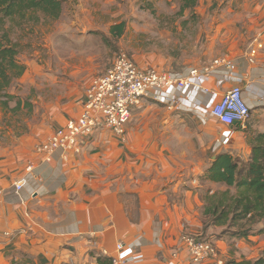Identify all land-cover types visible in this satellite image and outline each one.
Masks as SVG:
<instances>
[{
  "label": "crops",
  "instance_id": "crops-1",
  "mask_svg": "<svg viewBox=\"0 0 264 264\" xmlns=\"http://www.w3.org/2000/svg\"><path fill=\"white\" fill-rule=\"evenodd\" d=\"M87 2L64 0L62 17L72 9L76 18L57 22L59 29L56 25L47 47L51 38L57 48L67 47L69 41L74 46L84 45L88 37L107 35L114 25L125 22L119 18L112 21V13L99 16L109 22L81 18L77 9L87 11ZM208 9L214 22L204 26L203 49L182 61L190 63L187 67H201L214 58H227L236 65L234 75L223 79L226 69L219 67L201 85L186 90L173 87L165 96L177 97L178 107L152 97L144 98L141 104L155 113L192 114L204 126L201 134H185L192 135L188 143L195 142L200 148L191 156L193 163L187 161L185 166L159 145L146 149L150 151L147 155L142 153L141 143L145 149L152 138L164 142L168 135L137 134L128 127L132 116L125 140L109 129L97 130L81 140L84 146L79 153L70 152L67 159L56 154L46 161L37 146L81 114L85 88L102 68L97 63L99 57L88 49L84 56L71 50V61L68 56L55 55L53 75L21 51L19 62L26 68L7 90L15 99L0 127V264H109L102 250L113 252L118 242L135 237L142 238L141 250L150 264H195L182 243L184 234L206 235L231 264L254 261L262 255L264 232L238 238L220 236V227L205 228L206 195L228 187L200 176L220 153L248 160L252 153L249 135L264 133V0H226L224 5ZM258 43L262 48L251 53ZM41 49L38 54L51 53L46 47ZM155 55L147 59L151 62L133 58L143 68L170 71L181 61V54L156 59ZM45 67L49 68L48 62ZM41 78L47 80L45 86ZM235 85L242 87L252 107L251 116L243 124L227 126L210 111L212 103ZM175 120L167 118L171 125ZM204 153L210 156L207 161L198 157ZM29 165L34 167L32 178L17 192L15 183ZM257 226L260 228L254 232L264 223Z\"/></svg>",
  "mask_w": 264,
  "mask_h": 264
},
{
  "label": "rangeland",
  "instance_id": "rangeland-1",
  "mask_svg": "<svg viewBox=\"0 0 264 264\" xmlns=\"http://www.w3.org/2000/svg\"><path fill=\"white\" fill-rule=\"evenodd\" d=\"M86 1H88L86 7H89L87 11L80 12V10L77 9V12H79V16L81 18L86 17L90 19L91 17H95L98 20L109 22V19H105L103 17L99 18V16L112 13V21L117 20L118 18L125 19L124 21L126 23V27L123 35L118 37L117 35L112 34V30H110L107 34L108 36L104 34H95L88 37L87 40H85L86 42L84 45L83 42H80L78 43V46H74L72 44V41H69L67 47H60V45H58V48L52 45L54 39L51 38L52 42H50V46L47 47V39L50 36L52 37L53 33L55 32L56 25L59 29L60 24L58 25L57 22L63 23L75 20L76 14L72 11V9H70V11L63 17L62 13V18L60 17L61 19L59 18L53 21L42 20L41 23H38L36 25L34 24L35 26H32V24H30L26 25L23 29L14 28L12 36L22 45L21 54L35 59L36 63L44 66L47 71L52 70L51 74L53 75L55 73V55H60L63 57L68 56L67 59L71 61V54H68L71 50H73L74 53H77V55L84 56L83 53L86 51V49H88L92 52V54L98 56L99 59L97 63H100V67L102 69L100 71H97L95 73L96 75L107 72L112 67L116 55L122 52L129 54L132 58L134 56L136 59H142L145 62H151V60L147 59H150L149 57L154 53L156 54L155 59L156 56L160 55L167 57L168 54H181V61L175 62L173 69L171 70L175 72H181L190 64L186 62L184 63L182 60L193 57L195 51L199 52L203 49L202 45L205 39V34L203 32L205 28L204 26H206L209 22H214V20H212L214 14H209L208 8L210 6H217L218 4L222 3L224 5L226 3V0H198L195 7L188 8L181 13V0ZM64 9L65 8H63V12ZM200 12L205 13L202 14ZM205 14L207 15V18L203 17V15ZM48 25L51 27H48ZM32 30L33 32H31ZM56 36L57 34H54L53 37ZM43 47L49 49L51 53L38 54V52H40L42 50L41 48ZM39 55H43L44 58H40ZM74 59L77 58L72 59L73 63L78 64V62ZM45 62L49 63V68L45 67ZM184 64H186V66ZM90 82L85 88V93ZM47 83L48 82L46 79L41 78V84L45 86V84ZM1 101L2 100H0V127L2 126V122L8 119L7 114L9 113L7 110L8 106L5 107L4 105H2ZM11 104L15 105V102H12ZM162 111L164 110L162 109ZM164 112L155 113L152 108L146 109L145 105L134 108L132 112V120L130 121L128 127H133L134 131L137 134L148 132L152 133L153 137L160 134L168 135V141L166 138V141L164 142H158L156 139L152 138L151 141L146 144L145 149L143 148V144L141 143L140 151L142 153H146L145 155H147L148 151H146V149L159 145L161 151H164L162 149L164 147L166 154L171 153L172 155H175V161L178 162L181 166L182 164L183 166H185L187 161L190 160L191 163H193L191 156H193L194 153L197 154L200 148H198L195 142L193 144L188 143V141H191L192 139L191 134H201L202 128L204 126L199 125L192 114L171 113L167 111ZM168 117L176 119L174 125H171L170 122L167 121ZM186 133L191 134L185 135ZM204 138L208 137L204 136ZM204 155L205 156L198 157H204L207 161L210 156L206 153H204ZM210 164H208L207 166L209 167ZM208 167H206V169ZM201 177L202 176H200V179ZM256 228L260 227L256 225L255 229ZM222 230L223 229L221 228V231ZM218 231H220V229ZM203 236L202 238L208 239L206 235ZM211 262L212 261H210L209 263Z\"/></svg>",
  "mask_w": 264,
  "mask_h": 264
},
{
  "label": "built area",
  "instance_id": "built-area-1",
  "mask_svg": "<svg viewBox=\"0 0 264 264\" xmlns=\"http://www.w3.org/2000/svg\"><path fill=\"white\" fill-rule=\"evenodd\" d=\"M260 48L262 45L258 43L251 53L255 54ZM219 67L226 69L221 75L223 79L232 77L236 69L234 62L227 58L214 59L201 67H186L181 72L154 67L143 68L129 54L118 53L112 67L91 80L85 93L81 114L70 119L64 129L40 143L37 152L42 154L46 161L56 154L67 159L70 152L81 151L84 146L81 140L99 129H109L125 140L127 123L133 109L141 105L144 98L165 99L170 107H178L177 97L165 96L171 94L173 87L186 90L201 85L204 79L216 74ZM205 91L212 93L209 89ZM251 109L244 98L242 87L235 85L227 90L219 101L212 103L210 112L222 124L233 126L245 123L251 116ZM33 168L32 165L27 166L26 174L15 183L17 192L29 184ZM182 243L186 246L188 259L192 263L231 264L220 255L214 243L201 239L198 234H184ZM143 245L142 238L135 237L118 242L113 252L103 249L102 254L110 259L109 264H150L141 251ZM210 261L212 262L209 263Z\"/></svg>",
  "mask_w": 264,
  "mask_h": 264
},
{
  "label": "trees",
  "instance_id": "trees-1",
  "mask_svg": "<svg viewBox=\"0 0 264 264\" xmlns=\"http://www.w3.org/2000/svg\"><path fill=\"white\" fill-rule=\"evenodd\" d=\"M181 1V13L195 7L198 2ZM63 8L64 0H0V100L5 107H9L10 101L15 99L7 92L8 88L26 68L18 60L22 45L13 38V29H23L30 24L33 26L42 20H57ZM125 26V22L114 25L112 34L118 37L123 35ZM248 140L252 147L248 160L234 157L228 152L220 153L201 177L228 187L208 193L204 207L207 217L205 228H222L220 236L229 234L243 238L264 232V227L254 232L257 224L264 223V133H251ZM200 238L204 239L202 236ZM238 264H264V252L254 261Z\"/></svg>",
  "mask_w": 264,
  "mask_h": 264
}]
</instances>
